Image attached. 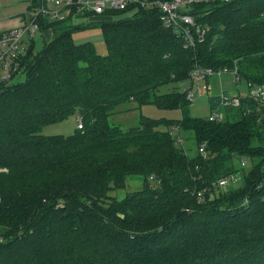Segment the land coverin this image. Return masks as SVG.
<instances>
[{
  "label": "trees",
  "instance_id": "obj_1",
  "mask_svg": "<svg viewBox=\"0 0 264 264\" xmlns=\"http://www.w3.org/2000/svg\"><path fill=\"white\" fill-rule=\"evenodd\" d=\"M65 12L38 17V35L51 38L37 53L36 36L28 41L23 81L0 82V264H264V102L247 87L234 106L223 91L194 117L185 98L197 69L264 81V0L189 5L190 41L164 26L157 5L109 10L85 26L71 22L73 6ZM93 26L106 55L73 41ZM126 103L180 118L140 116L122 129L109 117ZM75 113L83 129L41 133ZM133 176L141 188L109 202Z\"/></svg>",
  "mask_w": 264,
  "mask_h": 264
},
{
  "label": "built area",
  "instance_id": "obj_2",
  "mask_svg": "<svg viewBox=\"0 0 264 264\" xmlns=\"http://www.w3.org/2000/svg\"><path fill=\"white\" fill-rule=\"evenodd\" d=\"M214 0H53L54 5L59 7L58 10H48L45 6V1L36 9L29 10L28 22L22 24L19 27L3 31L0 33V82H13L22 73L20 68L21 58L27 52L28 41L39 33V16H49L50 18H56L63 20L66 15V10L70 7H74V15H83L86 12L92 11L95 14H103L109 10H123L130 4H139L140 6H153L157 5L161 10L160 20L163 22L166 28L172 29L175 33L184 34L186 40L190 41L191 37L188 35L191 28H193L194 22L190 14L187 13V8L191 4L208 3ZM223 2H229L231 0H221ZM193 45V43H191ZM222 73H229L227 68L220 69L218 71H212L211 69L195 70L192 73V79L195 82L203 80L206 76H220ZM233 75V72H230ZM204 87V86H203ZM248 94L253 99L264 102V81L260 85L247 84ZM199 89V87H197ZM191 90L186 92L187 100L191 101ZM228 99L224 97L227 102H231L234 106L240 104V98L236 94L229 95ZM249 109L245 108V112L249 113ZM210 119H216L221 121L223 119L222 113H213ZM79 129H82V125L79 122ZM176 142L181 143L179 136L176 137ZM202 148L200 151L202 152ZM247 163L246 159L241 160L242 166ZM227 179L221 178L218 180L217 185L219 187H225ZM199 200L202 199L199 194Z\"/></svg>",
  "mask_w": 264,
  "mask_h": 264
},
{
  "label": "rangeland",
  "instance_id": "obj_3",
  "mask_svg": "<svg viewBox=\"0 0 264 264\" xmlns=\"http://www.w3.org/2000/svg\"><path fill=\"white\" fill-rule=\"evenodd\" d=\"M93 15L91 16H99V14H95L92 11H89ZM85 14V13H84ZM74 15L75 17H85V15ZM102 16V14H100ZM130 16L128 13H125L121 16L114 17V20H119L124 17ZM90 17V16H86ZM44 36L37 35L33 41H35L33 53L39 52L43 48V44L47 42L51 35L48 33L43 34ZM73 41L76 44H81L83 42H91L96 50L97 53L101 55L107 54V47L103 41V36L100 28H84L82 30H78L73 33L72 35ZM23 71L22 68H19ZM24 80V76L22 73L17 77V79L13 82H21ZM210 89H205L203 87L204 82L203 80H198L192 86V96H191V103L189 104V113L191 116L196 117H206L209 114V105H208V96L220 94L223 91H226L229 94H236L240 92L241 94H245L247 91V83L244 80L237 81L231 73H222L220 76H212L210 78ZM190 82L182 81L178 88L181 89L183 86H188ZM177 87V86H175ZM199 87V89L197 88ZM173 90L169 86H164L160 89V93H167ZM187 99V97L185 96ZM140 116L149 117L153 119H169L175 120L180 118V111L179 109H161L154 105H144L140 108L136 106L135 103L131 104H122L117 107L116 113L109 117V122L119 126L122 129L130 128L136 126L138 124ZM79 114L75 113L74 115L69 116L67 119L45 126L41 133L43 135H70L72 134L78 127L80 122ZM82 125V123H81ZM83 129V128H82ZM189 134V133H188ZM189 141L183 140V145H186ZM240 158L239 160H243ZM247 159V163L245 165L246 172L248 171L249 159ZM242 166V164H241ZM244 167V166H242ZM0 171L6 172L7 170L2 168ZM241 172V171H240ZM239 172V173H240ZM240 181L237 182L236 186H241L243 184V178L241 175L238 176ZM234 184V183H233ZM142 183L136 177L129 178L126 181V186L122 189L110 191L108 193L109 202L111 201H120L124 198L128 193H131L134 190L141 188ZM211 198V196H210ZM108 202V203H109Z\"/></svg>",
  "mask_w": 264,
  "mask_h": 264
},
{
  "label": "crops",
  "instance_id": "obj_4",
  "mask_svg": "<svg viewBox=\"0 0 264 264\" xmlns=\"http://www.w3.org/2000/svg\"><path fill=\"white\" fill-rule=\"evenodd\" d=\"M30 2L31 0H0V33L10 29H14L28 22V12H29ZM45 6L48 10L55 11L59 9V7L54 5L53 0H45ZM89 16L90 17L74 16L71 19V22L75 25L85 26L87 24H92L99 20L105 19L103 16H91V15ZM95 27L98 26H93L90 28H95ZM46 33L47 31L44 34ZM49 34L52 35L51 32H49L48 35Z\"/></svg>",
  "mask_w": 264,
  "mask_h": 264
}]
</instances>
